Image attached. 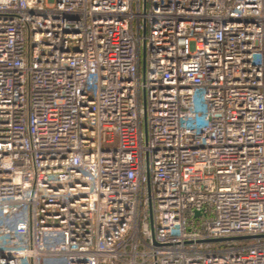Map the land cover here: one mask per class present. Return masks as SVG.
<instances>
[{"label": "built area", "instance_id": "2783aa9c", "mask_svg": "<svg viewBox=\"0 0 264 264\" xmlns=\"http://www.w3.org/2000/svg\"><path fill=\"white\" fill-rule=\"evenodd\" d=\"M46 257L264 264V0H0V264Z\"/></svg>", "mask_w": 264, "mask_h": 264}, {"label": "rangeland", "instance_id": "374dc122", "mask_svg": "<svg viewBox=\"0 0 264 264\" xmlns=\"http://www.w3.org/2000/svg\"><path fill=\"white\" fill-rule=\"evenodd\" d=\"M40 264H60V262L55 257H46L41 259Z\"/></svg>", "mask_w": 264, "mask_h": 264}, {"label": "water", "instance_id": "95a60500", "mask_svg": "<svg viewBox=\"0 0 264 264\" xmlns=\"http://www.w3.org/2000/svg\"><path fill=\"white\" fill-rule=\"evenodd\" d=\"M241 238H244V237H235V238H233V239H241Z\"/></svg>", "mask_w": 264, "mask_h": 264}]
</instances>
